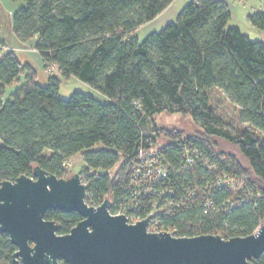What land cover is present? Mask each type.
<instances>
[{
	"label": "trees",
	"instance_id": "obj_1",
	"mask_svg": "<svg viewBox=\"0 0 264 264\" xmlns=\"http://www.w3.org/2000/svg\"><path fill=\"white\" fill-rule=\"evenodd\" d=\"M9 1L22 4L12 13L13 32L23 42L34 38L42 66L55 73L42 86L30 63L20 62L11 49L0 52V182L31 177L35 165L65 178V164L80 154L90 198L117 199L131 180L137 150L162 145L159 154L183 171L170 181L185 200L162 213L175 236L228 239L264 224V44L230 24L225 0H189L173 21L142 39L135 31L174 0ZM248 19L264 32V8ZM21 76L6 98V87ZM71 77L106 101L78 90L60 98L61 82ZM213 90L237 107L246 124L239 132L222 127ZM161 112L189 115L197 132L158 127L152 117ZM213 137L233 144L245 164L217 150ZM188 147L199 148L208 163L183 166ZM223 173L244 179L246 191L213 186ZM44 217L58 220L60 233L80 219L75 211L58 209ZM11 246L0 233V258ZM251 262L264 264V253Z\"/></svg>",
	"mask_w": 264,
	"mask_h": 264
},
{
	"label": "water",
	"instance_id": "obj_2",
	"mask_svg": "<svg viewBox=\"0 0 264 264\" xmlns=\"http://www.w3.org/2000/svg\"><path fill=\"white\" fill-rule=\"evenodd\" d=\"M86 189L78 173L58 178L38 165L31 177L22 174L0 182V232L17 247L14 256L21 254L22 264H42L48 254L71 264H254L251 259L264 253V224L228 239L173 236L148 231L149 215L129 223L124 214L110 213L108 198L96 207L87 205ZM48 209L75 211L82 219L59 235L57 224L43 218Z\"/></svg>",
	"mask_w": 264,
	"mask_h": 264
},
{
	"label": "rangeland",
	"instance_id": "obj_3",
	"mask_svg": "<svg viewBox=\"0 0 264 264\" xmlns=\"http://www.w3.org/2000/svg\"><path fill=\"white\" fill-rule=\"evenodd\" d=\"M182 0H177L175 2V7H177L176 11L179 12V10L184 6H180ZM230 8L231 11V20L230 24L237 25L240 30L243 32V34H246L250 39L252 40H259L264 44V32L256 27H254L248 19V14L263 10L264 8V0H225ZM12 15L8 8L6 9L4 6L0 3V43L3 41L5 45V49H3V52L6 50V47L8 49H11L14 51V53L17 55L19 60L22 62H28L32 65V67L35 69L37 77L36 80L39 84L42 86H45L48 82V76L52 71V66H49V68H44L41 64V60L37 53L34 50V43L35 39H30L28 41H21L17 38L15 33L12 29ZM170 19V20H169ZM169 21H173L175 19L174 16L169 17ZM166 18V14L161 15L156 20H152L150 22L145 23L144 25L140 26L136 31L135 35L142 39L147 33L152 31L159 30L163 25H165L168 22ZM17 48V49H16ZM2 52V53H3ZM51 71V72H50ZM55 73V72H53ZM23 82V77L21 76L20 82L17 80L13 84L6 87V93L5 97H9L10 94ZM74 90H78L81 92H84L86 94L92 95L101 101H106L105 96H103L101 93H99L97 90L93 89L86 83L82 82L81 80L71 77L69 79H63L61 82L59 88H58V96L60 98H67ZM211 98L213 101V105L215 107V113L219 117L221 121V125L224 129H227L231 131L232 133L239 132L242 127H245L246 124L241 123L238 119V111L237 107H235L233 104H231L225 95L223 93H220L216 90H213L211 93ZM153 122L158 127H164L167 129L170 128H177L180 131L186 133V134H192L195 131L197 132V126L195 123L191 120V117L189 115H183L178 112H161L158 114H155L153 117ZM213 142L217 145V150H223L228 153L234 154L237 156L238 160L245 164V161L239 154L237 148L231 144L230 142L213 137ZM160 143L168 142L167 138L164 139V137H160L158 139ZM69 176H71L73 173H80V170L84 168V162L81 158L80 154H77L73 156L70 160L67 162ZM113 170H110V173H112ZM65 177V178H67Z\"/></svg>",
	"mask_w": 264,
	"mask_h": 264
},
{
	"label": "built area",
	"instance_id": "obj_4",
	"mask_svg": "<svg viewBox=\"0 0 264 264\" xmlns=\"http://www.w3.org/2000/svg\"><path fill=\"white\" fill-rule=\"evenodd\" d=\"M3 49H5V45H0V52ZM161 146L139 148L131 166V180L125 186L124 195L117 199L112 196L105 198L110 201L108 207L110 213L124 214L129 223H135L149 215L148 231H167L175 236L173 227L163 224L162 213H165L170 207H179L185 200L183 195H179L175 191L170 181L174 174L177 175L183 171H181L180 166L175 168L165 156L159 154V147ZM182 160L183 166L187 167H190L194 161L208 163L205 154L197 147L185 148L182 152ZM65 166L67 167V163ZM107 173L108 176H111L110 170ZM79 175L81 181L86 185L83 174L79 173ZM246 184L244 179L229 176L226 173L217 175L213 182V186L217 188L227 187L234 193L246 191ZM103 199L93 201L86 189L84 200L87 205L96 207L101 204ZM237 202L242 203V200ZM110 209H114V211L111 212Z\"/></svg>",
	"mask_w": 264,
	"mask_h": 264
},
{
	"label": "flooded vegetation",
	"instance_id": "obj_5",
	"mask_svg": "<svg viewBox=\"0 0 264 264\" xmlns=\"http://www.w3.org/2000/svg\"><path fill=\"white\" fill-rule=\"evenodd\" d=\"M48 210H54L55 211L56 209H48ZM48 210H46V211H48ZM60 211H62V210H60ZM63 212H66V211H63ZM43 218L45 220H52V221H54L57 224V229H56L55 233L56 234H59V235L69 233L70 229L74 225H76L82 219V217L79 215V218L80 219L72 227H70V229L68 230V232L60 233L59 232L60 222L58 220H56V219H48V218H45L44 216H43ZM0 233H4V232H0ZM8 240H9V236H8ZM9 242H10V240H9ZM11 245L12 246L10 247V252L7 253V254H5L2 258H0V264H14V261H16L18 264H22V256H21V254H19L17 256H14V253L17 251V247L14 244H12V243H11ZM28 245H29V248H31V249L33 248V242L31 240H28ZM29 253L32 254L33 253V250H30ZM42 264H71V263H69L68 261H66L65 258L63 256H61V255H57V256L51 257V255L48 254L47 255V258H44L43 259Z\"/></svg>",
	"mask_w": 264,
	"mask_h": 264
},
{
	"label": "crops",
	"instance_id": "obj_6",
	"mask_svg": "<svg viewBox=\"0 0 264 264\" xmlns=\"http://www.w3.org/2000/svg\"><path fill=\"white\" fill-rule=\"evenodd\" d=\"M177 0L172 1V3L162 12L160 13L154 20H156L157 18H159L161 15L166 14V18L167 20L169 19L170 16H176L177 14V7H175V2ZM189 0H182L180 3V6H178V8H180L182 5H185ZM0 3L2 6H4L6 9L8 8V10L10 11L11 15L13 13V11L15 9H17L19 6H21L22 4L20 2H11L9 0H0ZM170 20V19H169ZM168 20V22H169ZM1 43H3L4 45H6L3 41H1ZM17 49V48H16ZM36 52V51H35ZM16 55V54H15ZM38 55V54H37ZM17 57V55H16ZM17 59L19 60V58L17 57ZM20 62H22L21 60H19ZM42 64V63H41ZM53 68V67H52ZM21 79V78H20ZM20 79H18V81L20 82Z\"/></svg>",
	"mask_w": 264,
	"mask_h": 264
}]
</instances>
